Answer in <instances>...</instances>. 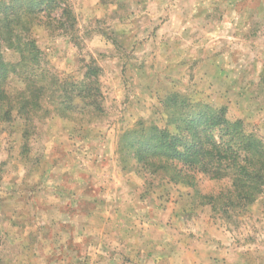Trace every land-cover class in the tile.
Masks as SVG:
<instances>
[{"label":"rangeland","instance_id":"1","mask_svg":"<svg viewBox=\"0 0 264 264\" xmlns=\"http://www.w3.org/2000/svg\"><path fill=\"white\" fill-rule=\"evenodd\" d=\"M239 1L69 0L77 39L58 24L34 28L53 77L81 80L90 59L97 61L104 113L63 119L47 106L38 122L0 125V264H264V190L228 219L203 197L230 187V179L198 175L191 188L134 160L123 169L117 152L120 136L140 121L173 131L161 104L172 93L225 108L264 142V9ZM34 169L43 182L27 176ZM32 181L40 197L29 212L17 198L33 201ZM79 182H87V202L77 210L99 213L77 218L73 207L68 214L92 234L61 235L69 226L58 199L67 196L72 207ZM45 229L53 239L40 234Z\"/></svg>","mask_w":264,"mask_h":264},{"label":"trees","instance_id":"2","mask_svg":"<svg viewBox=\"0 0 264 264\" xmlns=\"http://www.w3.org/2000/svg\"><path fill=\"white\" fill-rule=\"evenodd\" d=\"M40 24H58L63 35L77 39V18L69 0H0V125L18 119L38 122L40 115H49L47 106L63 119H72L75 113L101 116L103 69L92 58L81 80L53 77L44 68L43 52L33 37ZM14 82L24 89L10 91ZM161 104L173 131L140 121L124 132L117 151L123 169L134 160L150 175L191 188L198 186V175L230 179V187L203 197L228 219L256 203L264 190L261 138L246 132L243 121H231L225 108L195 104L181 93L168 95Z\"/></svg>","mask_w":264,"mask_h":264},{"label":"crops","instance_id":"3","mask_svg":"<svg viewBox=\"0 0 264 264\" xmlns=\"http://www.w3.org/2000/svg\"><path fill=\"white\" fill-rule=\"evenodd\" d=\"M228 1L229 0H227V2ZM242 1H244V0H240L239 2H242ZM252 1L259 2V4L261 5V8L264 9V0H252ZM250 9H251V6H248L247 7V10L249 11ZM252 9H256V8H252ZM27 176L30 177V178H32V179L34 178L35 181L40 180L41 182H43L46 175H44V173H42V175H41L39 171H35V169H34V171L32 170V172H30ZM84 184L87 185V182H84V183L79 182V184L76 183V185H75L76 186L75 187L76 189H74V190L76 192H79V191H81V192L79 194V196H80L79 198H78V196H76V197L75 196H72V202L75 204V205L72 204V207H71V205H68V203H70L71 200H70V198L66 199L67 196H65L64 198H61L60 197L58 199V200H60V203H58V208H60V210L62 211L63 216H64V218H60V220H61V222L63 224L69 226V228H66V227H63V226H61L62 228L60 227L62 229V230L59 229V230H61L59 232L61 235L69 236V235H72L73 233H75L76 234V237H80L81 235L82 236L84 235V237H88L87 236L88 234H92V233H90V229L89 228H86L85 229L84 227L83 228L82 227H79L78 224H77L76 219L74 217L73 218L70 217V215L68 214V212L70 210L74 209V208L77 210V207H76V204L77 203H80L81 204L83 202H85V203L87 202L85 200V198H83L84 195H85L84 193H85V187H86V185H84ZM34 185H35V182L32 181L31 184H30V187L31 188H30V190H28V191H30V194H36V192L38 193V191L40 190V188L38 190H35V186ZM39 194L40 193H38L37 195H33L34 197L32 198V200H33L32 202L30 200H27V199H24V201H22V199L20 197H18L17 200L20 201V202H22L24 204V207L26 208L25 211L28 210L29 212H32V210L34 209V207H36L38 205V203H39L37 201V199H35V198H39L40 197ZM101 201L102 200H100V202ZM17 207H18V210H21V206L19 204H17ZM97 207H99V205H97ZM96 212L99 213V211H94V212L93 211L92 212L84 211L83 208H82V209L77 210V213L80 214V216H78L77 218H84V219L88 220V219L93 218L94 215H96ZM30 214H32V213H30ZM99 215H101V213ZM102 215L105 217L104 214H102ZM77 230H79V231H77ZM5 232H11V231L9 230V228H7ZM43 232L40 233V234H42L44 237H48L50 239H53L54 238V235L52 236V233H49L48 234L47 229H45ZM103 232H105V229L104 228L102 229V231H100V233L103 234ZM43 239H44V242H43L42 247L44 249H47L46 248V243H45L47 240L45 238H43ZM78 241L80 242L79 245L83 243L82 240H79L78 239ZM82 245H84V244H82ZM51 248L54 249L55 246H52Z\"/></svg>","mask_w":264,"mask_h":264}]
</instances>
